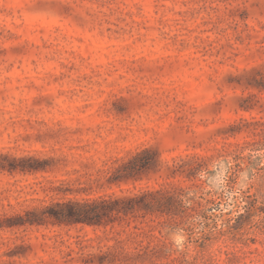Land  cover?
Instances as JSON below:
<instances>
[{"label": "rangeland", "instance_id": "1", "mask_svg": "<svg viewBox=\"0 0 264 264\" xmlns=\"http://www.w3.org/2000/svg\"><path fill=\"white\" fill-rule=\"evenodd\" d=\"M0 264H264V0H0Z\"/></svg>", "mask_w": 264, "mask_h": 264}, {"label": "trees", "instance_id": "2", "mask_svg": "<svg viewBox=\"0 0 264 264\" xmlns=\"http://www.w3.org/2000/svg\"><path fill=\"white\" fill-rule=\"evenodd\" d=\"M94 207H96V204L95 205L94 204L89 205V208H94ZM96 214H97V212H93V215H96ZM74 217H78L77 214Z\"/></svg>", "mask_w": 264, "mask_h": 264}]
</instances>
